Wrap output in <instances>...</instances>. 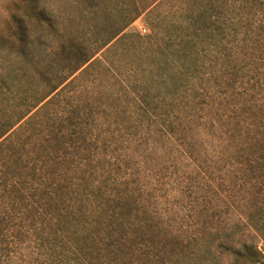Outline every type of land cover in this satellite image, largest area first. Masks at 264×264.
<instances>
[{
	"label": "trees",
	"instance_id": "1",
	"mask_svg": "<svg viewBox=\"0 0 264 264\" xmlns=\"http://www.w3.org/2000/svg\"><path fill=\"white\" fill-rule=\"evenodd\" d=\"M156 1L128 7L92 50L79 38L61 43L53 60L34 68V85L0 114V264H179L184 237L155 220L142 185L127 176L145 126L197 163L196 129L216 122L252 192H264L260 4L188 0L176 18H158L149 9ZM4 10L0 43L27 57L25 21H51L39 0H9ZM144 12L151 32H124ZM94 69L98 86L82 95ZM77 72L73 121L49 108ZM261 208L250 225L264 240ZM225 247L230 264L264 262L251 244Z\"/></svg>",
	"mask_w": 264,
	"mask_h": 264
},
{
	"label": "rangeland",
	"instance_id": "2",
	"mask_svg": "<svg viewBox=\"0 0 264 264\" xmlns=\"http://www.w3.org/2000/svg\"><path fill=\"white\" fill-rule=\"evenodd\" d=\"M150 1L39 0L52 26L38 24L34 20L25 21L30 40L26 48L27 57L15 51L12 45L0 43V114L22 94L21 91L34 85V68L53 60L61 43L68 40L76 43L79 38L90 42L89 49L92 50L96 40H101L102 36L109 35L113 28L120 25L121 18L128 14V7L134 11L135 6L140 7ZM187 1L157 0L149 7L156 8L151 16L176 18L181 14L180 7L185 6ZM8 2L0 0V19L6 14L4 7ZM250 2L247 0L248 6ZM257 3L260 4L258 18L264 20V0H257ZM146 12L128 25L124 32L139 36L149 34L151 27ZM113 18H117V24ZM1 26L0 23V31ZM141 27L145 28V32L140 30ZM262 46L258 51L262 58L257 61L259 65L264 64V43ZM246 62L249 70L253 71L248 72V76H254L255 64L250 60ZM262 72L264 68L259 71ZM62 73L65 74V71ZM96 73L94 69L86 76L83 89H80L82 95L89 96L96 90ZM77 74L71 77H75L74 83L49 108L65 112L64 115L73 121L76 118ZM143 130L141 142L130 148L133 158L130 166H133L128 172L134 175L127 176L130 181L136 179L138 185H142L146 206L155 220L172 235L184 237L181 245L188 247L183 256L175 257L179 264H230L229 250L225 246H238L242 242L256 247L261 260H264V240L250 225L252 214H258L261 207L264 210V192H252L221 127L216 122H204L197 127L196 152L201 158V162L197 163L175 145H167L156 134L153 135L151 127L145 126ZM200 163L201 173L198 169Z\"/></svg>",
	"mask_w": 264,
	"mask_h": 264
},
{
	"label": "built area",
	"instance_id": "3",
	"mask_svg": "<svg viewBox=\"0 0 264 264\" xmlns=\"http://www.w3.org/2000/svg\"><path fill=\"white\" fill-rule=\"evenodd\" d=\"M140 30H141L142 32H145V28H144V27H141Z\"/></svg>",
	"mask_w": 264,
	"mask_h": 264
}]
</instances>
